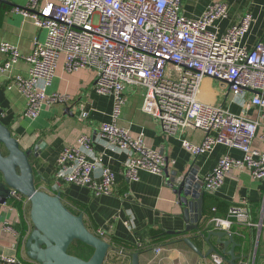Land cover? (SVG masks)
<instances>
[{"label": "built area", "instance_id": "built-area-1", "mask_svg": "<svg viewBox=\"0 0 264 264\" xmlns=\"http://www.w3.org/2000/svg\"><path fill=\"white\" fill-rule=\"evenodd\" d=\"M181 4L182 0H28L25 7L14 10L45 29L46 38H36L27 55L16 45L1 42L0 52L7 59L0 64V74L10 73L19 61L29 65L27 74L9 76L8 87L23 93L24 114L35 119L45 105L69 101L67 94L48 92L61 60L68 72L92 69L97 93L113 98L111 120L100 125L99 134L127 153L125 174L131 180H138L141 171L163 174L169 163L161 151L146 143L143 133L133 135L119 125L125 90L132 85L145 89L142 110L159 119L165 132L200 129L205 133L198 144L183 139L193 157L212 152L218 144L243 152L242 158L225 154L219 159L203 180L204 192L217 191L233 169H248L252 176L263 178L264 42L253 48L243 43L254 17L245 12L218 35L211 26L229 17L226 1L213 2L197 19L185 16ZM208 78L220 81L234 96L251 91L241 105L245 111L257 108L258 117L232 112L226 99L219 103L204 100L203 84ZM257 138L263 149L253 145ZM56 177L86 186L95 195L112 194L116 180L115 173L102 166L92 138L85 134L59 155ZM10 196L30 203L16 190ZM235 223L254 225L246 207L232 205L227 216L215 215L209 220L221 231H231ZM125 224L133 229L132 221ZM4 227L11 229L8 224ZM97 234L106 239L103 230ZM162 250L155 248L157 254ZM211 257L212 264H224L222 254L214 252ZM0 264L23 263L1 255Z\"/></svg>", "mask_w": 264, "mask_h": 264}, {"label": "crops", "instance_id": "crops-1", "mask_svg": "<svg viewBox=\"0 0 264 264\" xmlns=\"http://www.w3.org/2000/svg\"><path fill=\"white\" fill-rule=\"evenodd\" d=\"M215 1L217 0H182L181 11L185 16L197 19ZM224 1L229 6V17L216 21L211 29L222 35L243 13L250 12L254 21L243 43L248 48H253L258 42H264V0ZM27 2L28 0H0V43L10 42L24 55L32 52L36 38H46L45 29L39 28L32 19L14 10L25 7ZM6 59L7 55L0 52V64ZM28 67L26 62L19 61L10 73L0 74V106L3 109L1 120L11 129L23 149L32 150L37 145L38 155H30L37 188L51 192L58 185L64 203L84 215L90 230L96 234L103 230L109 242L115 241L142 249L140 264L213 263L211 254L201 256L184 242L185 237H191L204 255L211 246L216 247L217 252L225 258L224 264H233L230 262V255L223 252V249L230 250L232 243L226 246L219 242L217 236H212L209 243L198 235V230L185 232L188 223L173 179H180L195 171L196 179L203 181L223 155L242 158V151L218 144L212 152L193 157L183 146V139L198 144L203 141L205 133L200 129L165 132L159 119L142 110L145 89L132 85L125 90L126 103L119 125L129 129L133 135L143 133L146 143L161 151L169 163L163 174L141 171L138 180H131L125 174L127 153L114 148L99 134L100 125L111 120L113 98L97 93L95 72L88 68L68 72L61 60L48 92L67 94L69 101L45 105L40 115L32 119L24 114L26 98L23 93L16 87H8L9 76L25 75ZM203 91L202 98L208 102L219 103L226 99L225 105L236 114L244 113L250 118H257L259 115L257 108L250 107L245 111L241 105L252 95L251 91L234 96L228 94L220 81L211 78L205 80ZM84 134L92 138L94 149L101 156L102 166L115 173L112 194L95 195L86 186L59 181L56 177L59 155L66 147L76 145ZM253 145L263 149V143L258 138ZM95 177L100 179L99 171ZM2 181L3 174L0 171V183ZM12 190L15 189L7 190V200L0 205V256H13L23 264H34L26 247L33 230L29 204L11 197ZM210 194L216 203L206 204L204 193L202 229L206 236L209 231L217 230L209 224L211 217H225L232 205H242L248 209L254 225L235 223L231 231H228L239 243L235 247V263L264 264V177L256 178L248 169H233L226 176L223 185ZM129 220L134 225L133 229L125 224ZM6 224L11 229H5ZM156 232L161 234V238L154 237ZM228 238L226 236L223 239ZM240 238L243 242H240ZM156 247H162L163 250L157 254ZM244 248L250 250L245 251ZM131 261L130 250L112 246L104 264H131Z\"/></svg>", "mask_w": 264, "mask_h": 264}, {"label": "water", "instance_id": "water-1", "mask_svg": "<svg viewBox=\"0 0 264 264\" xmlns=\"http://www.w3.org/2000/svg\"><path fill=\"white\" fill-rule=\"evenodd\" d=\"M2 113L0 106V171L3 174V181L0 183V205L6 202L7 190L11 189L29 198L33 230L26 243L28 256L39 264H104L112 244L88 228L82 213L76 214L66 206L58 185L53 187L51 192L37 188L30 160L31 153L38 155L37 145L32 150L23 149L11 129L2 122ZM173 181L188 223L185 232L198 230V235L209 243L212 236H217L219 242L226 246L232 243L231 249H223V252L230 255L231 263L236 264L235 247L239 243L234 240L233 234L212 230L206 236L202 229L203 181L196 179L195 171ZM226 236L229 238L223 239ZM183 240L201 256L217 252L216 247L211 246L204 255L191 237H185ZM76 241L93 248V253L88 259L69 252L71 245ZM131 264H140L138 252L132 255Z\"/></svg>", "mask_w": 264, "mask_h": 264}, {"label": "trees", "instance_id": "trees-1", "mask_svg": "<svg viewBox=\"0 0 264 264\" xmlns=\"http://www.w3.org/2000/svg\"><path fill=\"white\" fill-rule=\"evenodd\" d=\"M205 194H206V199H205V201H206V204L207 203H209V202H211V203H213V204H215L216 202L214 201V198L213 197H211V194L210 193H207V192H204ZM20 204H21V202H20ZM218 205V204H217ZM67 206V205H66ZM68 207V206H67ZM69 208V207H68ZM71 211H73L74 213H76V214H80L81 212H78V211H75V210H72L71 208H69ZM28 211H29V214H30V203H29V206H28ZM243 234H245V233H243ZM154 237L155 238H157V239H159V237L161 238V234L160 233H155L154 234ZM156 239V240H157ZM243 239H241L240 238V242H243L242 241ZM112 242V243H111ZM161 243V241H158V243ZM110 243L112 244V246L114 247V246H122L125 250L127 249V250H130V252H131V254L133 255L135 252H138L139 254L141 253V250L142 249H139V248H136V247H134V246H132V245H126V244H122V243H119V242H115V241H110ZM243 246V245H242ZM72 248L74 249V250H76V252H73L72 251ZM244 250L245 251H249L250 249H247V248H244ZM69 252L70 253H72V254H75V255H78L79 257H81V258H84V259H88L90 256H91V254L93 253V248L92 247H90V246H88V245H86V244H84V243H82V242H80V241H76V242H74L72 245H71V247H70V249H69ZM221 254V253H220ZM257 264V263H256Z\"/></svg>", "mask_w": 264, "mask_h": 264}, {"label": "rangeland", "instance_id": "rangeland-1", "mask_svg": "<svg viewBox=\"0 0 264 264\" xmlns=\"http://www.w3.org/2000/svg\"><path fill=\"white\" fill-rule=\"evenodd\" d=\"M72 251H73V252H76V250H74L73 248H72Z\"/></svg>", "mask_w": 264, "mask_h": 264}]
</instances>
